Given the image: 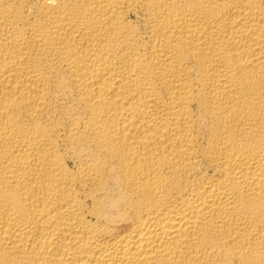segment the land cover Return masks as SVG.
Wrapping results in <instances>:
<instances>
[{
  "label": "bare ground",
  "instance_id": "1",
  "mask_svg": "<svg viewBox=\"0 0 264 264\" xmlns=\"http://www.w3.org/2000/svg\"><path fill=\"white\" fill-rule=\"evenodd\" d=\"M0 264H264V0H0Z\"/></svg>",
  "mask_w": 264,
  "mask_h": 264
}]
</instances>
